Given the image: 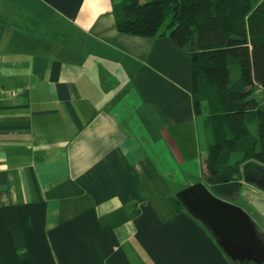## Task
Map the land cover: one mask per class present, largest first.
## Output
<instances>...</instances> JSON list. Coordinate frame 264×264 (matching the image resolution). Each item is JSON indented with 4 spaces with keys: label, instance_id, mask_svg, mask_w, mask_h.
<instances>
[{
    "label": "crops",
    "instance_id": "crops-1",
    "mask_svg": "<svg viewBox=\"0 0 264 264\" xmlns=\"http://www.w3.org/2000/svg\"><path fill=\"white\" fill-rule=\"evenodd\" d=\"M112 3L0 0V264H234L173 201L206 152L190 57Z\"/></svg>",
    "mask_w": 264,
    "mask_h": 264
},
{
    "label": "trees",
    "instance_id": "trees-1",
    "mask_svg": "<svg viewBox=\"0 0 264 264\" xmlns=\"http://www.w3.org/2000/svg\"><path fill=\"white\" fill-rule=\"evenodd\" d=\"M112 4L120 32L168 36L189 55L194 113L209 129L202 180L235 165L264 167V0Z\"/></svg>",
    "mask_w": 264,
    "mask_h": 264
},
{
    "label": "water",
    "instance_id": "water-1",
    "mask_svg": "<svg viewBox=\"0 0 264 264\" xmlns=\"http://www.w3.org/2000/svg\"><path fill=\"white\" fill-rule=\"evenodd\" d=\"M248 165V164H245ZM256 167L264 168L258 164ZM245 180L264 192V179ZM249 202L264 215V196L245 192ZM180 203L208 229L233 261L264 264V240L259 236L249 213L232 202L213 194L203 181L187 185L177 192Z\"/></svg>",
    "mask_w": 264,
    "mask_h": 264
},
{
    "label": "rangeland",
    "instance_id": "rangeland-1",
    "mask_svg": "<svg viewBox=\"0 0 264 264\" xmlns=\"http://www.w3.org/2000/svg\"><path fill=\"white\" fill-rule=\"evenodd\" d=\"M144 1V0H142ZM258 95L260 96L261 95V91L258 90ZM203 118L202 116L199 117V135H200V138H201V146H203V148L205 149L206 148V143H205V130H204V127L202 125V121H203ZM207 129H208V126H207ZM209 130V129H208ZM206 150V149H205ZM204 156H205V153L202 152V160L204 161ZM194 165H197V168L194 167ZM190 170L192 171H189L188 169H184L187 173L190 172V174H187V173H183V169L181 170L180 169V172L183 174L184 178L182 179H179V183L177 185V190L181 188V186H184L186 184H192V183H195V182H198V181H204L202 180V176H203V170H202V163H196L194 164ZM242 165L243 164H240V165H235V166H232L231 168H228L225 172L226 173V177L228 176V178L231 180L235 179V180H239V177L240 176H243L242 175ZM195 170V171H194ZM218 176V175H217ZM215 176V177H217ZM214 178V177H212ZM227 178V179H228ZM242 178V177H241ZM208 180V179H207ZM204 181L206 182V185L207 187L209 188V190L215 194L216 196H218L219 198H222L224 200H227L229 202H232L240 207H243L244 206H247V210L250 211V214H252V218L255 220V222L257 223L258 227L264 232V215L257 209L253 208L252 206L248 205L247 203V197L246 195L244 196V191H250L252 192L253 191V187L252 185H247L244 181H242V186L240 187V191L239 193L237 194V196L235 197H230L228 196L229 193H232L236 192L235 190L233 191V189L231 188L232 186H230L231 184H227V186H225V182L223 181V185L225 188H216L215 186H212L210 182L208 181ZM237 183L239 184V182L237 181ZM233 185H235L233 183ZM220 186V185H218ZM234 189H236L234 187ZM227 190H229V193L227 192ZM231 190V191H230ZM237 191H238V187H237ZM245 209V208H244ZM239 264V263H238Z\"/></svg>",
    "mask_w": 264,
    "mask_h": 264
},
{
    "label": "flooded vegetation",
    "instance_id": "flooded-vegetation-1",
    "mask_svg": "<svg viewBox=\"0 0 264 264\" xmlns=\"http://www.w3.org/2000/svg\"><path fill=\"white\" fill-rule=\"evenodd\" d=\"M243 177L245 179V177H248L250 179L255 180L256 182L259 180H263L264 179V168H259L256 167L254 165H244L243 166ZM252 185V184H251ZM252 187L254 188L253 191L251 193L256 194V195H263L264 196V192L260 191L257 187H255V185H252ZM245 192L244 191V196H245ZM248 205L252 206L253 208H255L247 199L246 200ZM245 210L249 213V215L252 218V214H250V211L247 210V206H244ZM256 209V208H255ZM252 220L254 221L255 225H256V230L257 233L259 234V236L264 240V232L258 227L257 223L255 222V220L252 218ZM242 264H252L250 261H244L242 262ZM254 264V263H253Z\"/></svg>",
    "mask_w": 264,
    "mask_h": 264
},
{
    "label": "built area",
    "instance_id": "built-area-1",
    "mask_svg": "<svg viewBox=\"0 0 264 264\" xmlns=\"http://www.w3.org/2000/svg\"><path fill=\"white\" fill-rule=\"evenodd\" d=\"M0 72H1V69H0Z\"/></svg>",
    "mask_w": 264,
    "mask_h": 264
}]
</instances>
